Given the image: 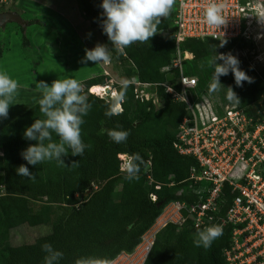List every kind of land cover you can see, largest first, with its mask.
<instances>
[{"label": "trees", "instance_id": "trees-1", "mask_svg": "<svg viewBox=\"0 0 264 264\" xmlns=\"http://www.w3.org/2000/svg\"><path fill=\"white\" fill-rule=\"evenodd\" d=\"M77 1L85 18L102 33L100 0ZM21 16L27 24L24 26L15 22V31L20 36L22 55L30 60L32 73H36L42 57L29 55V51L35 47L29 28L63 31L51 17L28 15L25 12ZM172 22L173 7L167 17L160 19L157 33L148 42L133 43L120 53L111 50L115 60L126 61L134 66L138 81L156 86V93L164 102L161 108H155L152 101L141 102L135 98V87L131 82L133 75L130 74L123 110L118 115L106 116L113 99L105 100L88 90L96 85H108L109 78L101 74L85 80L82 94L86 95L91 109L83 117L81 140L88 147L83 156L73 157L70 152L63 156L65 164L53 160L32 166L20 155L30 144H35V141L23 138L25 128L36 119L45 118L39 111L38 102L2 129L0 264H43L46 254L41 246L45 243L63 253L60 264H77V261L107 264L121 251H132L139 244L143 233L167 202L178 200L193 203L197 200L193 193L195 184L190 179L191 169L197 165V160L192 155L181 154L175 147L178 128L188 113L187 105L175 101L163 85L168 83L180 88L177 84L180 69L163 70L172 64L176 56L175 39L172 35H158L159 31L170 29ZM8 25L0 26L2 34ZM12 31L8 29L6 32L11 34ZM102 35L106 45L111 48L106 35ZM227 42L240 47H252L254 44L237 39ZM220 43L219 40L206 37L188 39L181 46L182 51L191 52L196 60L204 64V68H199V65L189 60L182 61L184 74L197 76L199 80L196 94L205 92L210 96L208 83L212 78L209 66L213 55L212 46ZM8 50L9 39L0 38V59ZM238 59L239 67L253 82H244L242 87H237L231 72L220 77V81L226 91V88L231 87L239 99V102L227 99L225 102L251 115L252 106L264 100V79L259 77L260 67L255 69L250 63L247 65L242 57ZM214 109L221 113L224 107L216 103ZM113 129L127 130L129 135L126 142L113 143L107 135ZM52 142H58L55 133L52 134ZM133 153L141 156L143 164L140 166L139 179L129 181L121 171L120 155ZM149 160L150 171L147 169ZM74 161L77 163L71 164ZM22 164L28 167L34 179L16 174V168ZM170 182L174 184L169 185ZM158 184H161L159 189L156 188ZM118 185H121L119 196L116 193ZM153 192L157 195L156 201L150 197ZM77 194L83 198L80 202ZM41 201L53 204L56 208L50 232L36 237L32 242L12 245L9 239L12 228L26 223L34 226L44 222L43 212L38 211ZM199 231L201 229L194 228L190 223L169 224L157 236L144 264H225L223 252L229 244L231 227H227L207 249L193 244ZM159 236H163V239Z\"/></svg>", "mask_w": 264, "mask_h": 264}, {"label": "built area", "instance_id": "built-area-1", "mask_svg": "<svg viewBox=\"0 0 264 264\" xmlns=\"http://www.w3.org/2000/svg\"><path fill=\"white\" fill-rule=\"evenodd\" d=\"M212 2L224 5L225 24L220 28L209 26L204 20V9ZM260 13H264V0H174L172 26L158 35H172L175 39L176 56L163 70L180 69L177 79L180 88L163 85L174 100L185 102L189 108L178 128L175 147L181 154L197 160L190 174L197 200L167 202L139 244L132 251H121L107 264H144L163 229L169 224L186 223L201 230L219 226L222 233L231 227L229 244L223 252L225 264H264V122H259L257 114L249 115L236 105H227L219 113L208 98L207 110H199L196 102L199 80L182 71L185 58L181 47L188 39L206 37L226 42L245 40L258 45L264 41ZM135 94L142 99L150 96L147 91ZM148 164L150 171V160ZM149 178L152 182L150 175ZM160 187L161 184L156 186ZM150 197L157 200L154 192Z\"/></svg>", "mask_w": 264, "mask_h": 264}, {"label": "clouds", "instance_id": "clouds-1", "mask_svg": "<svg viewBox=\"0 0 264 264\" xmlns=\"http://www.w3.org/2000/svg\"><path fill=\"white\" fill-rule=\"evenodd\" d=\"M174 5V0H100V27L102 34L106 35L111 48L106 44L97 43L92 49H85L82 62H93L95 65H108L112 61L111 50L120 53L133 43H145L157 33L160 19L167 17ZM224 5L212 2L204 9L205 23L212 27L220 28L225 24L222 14ZM258 19L264 22V13ZM226 41L222 39L219 47ZM213 55L209 66L212 69V78L208 87L211 95L221 87L220 77L227 76L229 72L234 77L237 87H242L244 82L252 83L253 79L243 71L239 59L233 54L217 53L212 46ZM129 82L122 79L119 90L112 93L113 103L106 116L118 115L121 104L124 102ZM18 82L9 77L6 72L0 71V118H7L10 105L18 92ZM35 89L41 93L38 100L39 111L45 117L36 119L23 132V138L35 141L20 155L28 165L37 166L45 161H56L65 164L62 157L71 153L73 157L83 156L88 147L81 140V125L83 117L91 109L86 95L82 94L81 84L74 78L53 80L49 85L41 80L35 84ZM226 99L230 102H239L238 97L231 87L226 88ZM55 133L58 142H52ZM109 139L116 144L126 142L129 132L127 130H109ZM77 161L71 164H76ZM143 160L138 153H133L124 159L121 171L125 179L132 181L139 179L140 166ZM16 174L28 179H34L28 167L20 165ZM222 234L219 226H209L196 233L193 244L196 247L209 248L214 239ZM41 250L46 254L43 264H60L63 253L55 250L50 244L45 243ZM77 264H90L88 261H77Z\"/></svg>", "mask_w": 264, "mask_h": 264}, {"label": "rangeland", "instance_id": "rangeland-1", "mask_svg": "<svg viewBox=\"0 0 264 264\" xmlns=\"http://www.w3.org/2000/svg\"><path fill=\"white\" fill-rule=\"evenodd\" d=\"M46 2H48V3L50 2L54 5L56 3L55 0H46ZM75 3H78V1L77 0H58V5H55V6L61 5L62 12L66 13L70 17L71 21L77 25V21L80 20L81 17H83L84 19H86V18L83 15L82 10L78 6L79 4H77V6H76ZM5 5H6V2L3 0H0V9L4 8ZM28 15H35V14H28ZM85 21H86V23H83L81 28H82V31L84 32V34H86L88 40L92 43V48L97 43L106 44L104 41V37H103L102 33L100 32V30L98 28L94 27L90 21H88V20H85ZM26 24H27V22L25 21L24 26ZM87 25L89 26V28L86 27ZM8 29L9 30H11V29L16 30L17 25L15 24V22H9L7 30ZM37 29H39V28H37ZM37 29H32L31 27L29 28V31L32 33V35H31L32 39H33V33ZM45 30H47L49 33L47 40H49V42L51 44H55L56 39H58V38L60 40H62L63 43L65 44V42H66L65 40H67V39H66V35L64 33L58 32L54 28H51V29L45 28ZM6 31H4L5 35L2 34L3 32L2 33L0 32V38L2 40L6 37L9 39V50H10V45H12L11 40H10V34H9L10 31L9 32H6ZM15 33L17 35L15 34L16 40L14 42V54L15 55L18 54L20 57V55L22 54V51H23L22 44H21V40L19 38L20 36H19L18 32H15ZM43 38H45V37H43ZM86 42L90 45V43L87 41V39H86ZM33 43H34L35 47H34V49L29 51V53H30L29 55L36 57V58L42 57V60H43V56H42L43 48H45L46 45L44 44L45 45L44 46L42 41H39V43H35L34 39H33ZM51 47H52L51 51H59V50H62L63 46H61V48L58 50L53 45ZM215 51L217 53H229L230 52L231 54H233L237 58L242 57V59L244 60L245 63H247V65H249V63H250L252 65V67L255 69H258L260 67L259 71L258 70L257 71L259 73V77L264 79V41H261V43L258 45L253 44L252 47H249V46L240 47V46H235L233 44H230V42L229 43L226 42L223 47H219V45L215 46ZM186 52L187 53H184V51H183V54H182V56L185 58L184 60H189V61H191V63H194L195 65H199V68H204V64L200 60H196L194 58V55L191 52H189V51H186ZM212 54H213V52H212ZM111 56H112V54H111ZM46 58H50V57L46 56ZM10 59L15 60L16 58H10ZM16 63H19V62L13 61L11 66H9V67L6 65V62H5V64L1 63V65H2L1 68L4 70L3 72H5V71L9 72L8 73L9 76H13V77L17 76L18 78H20V75H22L23 72L21 70H20V73H18L16 71L19 74V75H16L15 69L17 70L18 67L20 66V64H16ZM82 66H83V64L81 65L79 63H76L75 68L70 72V74L72 75L73 78L76 79L79 77V78H81V80L83 78L85 80H87L91 77H95V76H98L101 74L107 75V77L109 78L108 79L109 89H107L106 92L103 93L102 95L98 94L97 92L92 91L93 87H91L88 90V92H90V93L94 92L92 94H95L96 96H98L100 98H103L105 100H108L109 98L112 99V97H113L112 96V93H113L112 90L118 91L117 86H119L120 81L122 79H126V80H128V82H130L128 76L130 74H132L133 77L131 78V82L135 87L134 93L137 92L139 95H143L144 92L147 91L150 95L149 98H146V99H145V97H144V99H142L141 97L137 98L136 96H135V98L139 99L141 102L152 101L155 108H161L163 106V103H164L163 100H161L158 97L157 93H155L156 86L154 84L145 85V84L139 83L138 78L135 74L136 70H135L134 66L129 62H126V61L122 62L119 60H115L112 56L111 63L108 65H105L107 70L104 73L101 72L102 71L101 67L98 65H95L93 62H92V69H90L89 67L85 68L84 66L83 67ZM28 67L30 68V71L32 73L31 63H30V65H28ZM59 70L60 69H56L53 72L58 73ZM33 72H35V71H33ZM46 75H47V72H42V74H41L42 79L41 80L45 81L47 79ZM31 76H32L31 79L35 78L37 76V71H36V73H32ZM196 78H197V76H196ZM21 81H23V80H21ZM84 81L79 80V83L81 84L82 90L85 89ZM210 82H211V80L209 81L208 85L210 84ZM220 83L222 85H221L219 91L211 94L210 96L206 95L205 92H203V94H197L198 99L196 102L198 104L199 110H202V111L207 110L209 105L206 104V103H208V101L205 100L206 98L213 101L214 104L218 103L219 105H222L223 107H225L227 105H229V106L233 105V104H229V103L225 102L227 91L224 88V84L221 81H220ZM25 97L26 96L21 95V93L17 92V95L15 98L19 99V101L22 99L23 102L22 103L17 102L16 104L11 105L9 108L7 118H0V140H1V129L5 126L6 122H8L6 120H9V118H11L17 110H19L22 106H24L23 104L26 103V100H27V98H25ZM175 101H178V100H175ZM209 104H211V102H209ZM134 105H133V107H135ZM121 108L123 110V108H124L123 103L121 104ZM186 108H188V105ZM225 108H224V110H225ZM252 110H253L252 113L257 114L256 118H259V122H264V100H262L258 104H255L254 106H252ZM10 121H12V120H9V122ZM1 145L2 144L0 143V146ZM122 157H123L122 158V164H123L124 159H126L127 157L126 156H122ZM120 189H121V185H118L116 188V193L118 194V196L120 194ZM76 197H78L77 199L79 202L83 199L81 197V195H79V194H77ZM39 205H40V207H39L40 210H38V211L40 213L43 212L42 214L44 215V222L40 223L38 225H34V226L26 223V224L17 226L15 228H12L10 230V235H9V239H10V242L12 245H19V244H23V243L32 242L36 237L50 232L51 226H52V220H53V216L55 214L56 208H55V206H53V204H47L45 201L39 202ZM159 237H160V239H163V236H159Z\"/></svg>", "mask_w": 264, "mask_h": 264}, {"label": "crops", "instance_id": "crops-1", "mask_svg": "<svg viewBox=\"0 0 264 264\" xmlns=\"http://www.w3.org/2000/svg\"><path fill=\"white\" fill-rule=\"evenodd\" d=\"M55 5H58V0H55ZM6 5L4 8L0 9V12L2 11H16L19 14H22L23 12L28 14H35V15H43L47 17L53 18V21L55 24H57L60 29L63 31V33L66 35L65 44L62 40L59 38L56 39L55 44H51L48 39V31L45 30V28H39L33 33V39L35 43H39V41L43 42V45L45 48H43V60L41 64L38 66L37 69V76L35 78L31 79V71L28 65H30V60L25 58L22 54H14V42L16 37V31L13 30L10 34V40L12 45H10V50H8L4 56L0 59V71H4L1 68V63L5 64L9 67L11 66L13 61L19 62L16 64H20L18 69H15L16 75H19L20 70L23 72L22 75H20V78L17 76H9L10 78L16 80L18 82V92L21 93V95L26 96L27 98L26 103H24L19 110H17L9 120H14L19 115H21L23 112H25L27 109H29L31 106L36 104L38 100L41 98V93L35 89V84L39 81H41L42 72H47V79L45 80L46 83L49 85L53 80H62L64 78H73L70 72L75 68L76 63L83 64L85 68L89 67L92 69V62H82V57H84L85 49H92V43L88 40L86 34L82 31L81 26L83 23H86L83 17H81L80 20L77 21V25L74 24L70 17L63 13L60 6H55L52 3L46 2V0H6ZM30 2V3H29ZM76 6L78 3H75ZM79 6V5H78ZM58 7V8H57ZM86 27L89 28L87 25ZM16 34V35H15ZM45 37V38H43ZM90 43V45L86 42ZM48 44V45H47ZM54 46L58 49L62 47V50L59 51H51L52 47ZM46 56H49L50 58H46ZM10 58H16L15 60H11ZM81 62V63H80ZM82 66V67H83ZM101 67V72H106V66L105 65H98ZM56 69H60L58 73H54L53 71ZM18 73H17V72ZM7 74L9 72L5 71ZM21 72V73H22ZM75 79V78H74ZM23 80V81H21ZM76 80L79 82L84 81L83 78H76ZM16 97V96H15ZM24 98V99H25ZM17 102L22 103L23 100L14 98L13 103L16 104ZM11 106V105H10ZM10 108V107H9ZM9 112V109H8ZM9 120H6L5 126L9 124ZM4 126V127H5ZM3 127V128H4ZM2 128V129H3ZM1 129V131H2ZM0 143L2 144L1 140ZM2 153V146H0V154Z\"/></svg>", "mask_w": 264, "mask_h": 264}, {"label": "water", "instance_id": "water-1", "mask_svg": "<svg viewBox=\"0 0 264 264\" xmlns=\"http://www.w3.org/2000/svg\"><path fill=\"white\" fill-rule=\"evenodd\" d=\"M9 22H16L22 25L25 24L22 16L16 11H2L0 12V26L4 27ZM161 203H159L160 205Z\"/></svg>", "mask_w": 264, "mask_h": 264}, {"label": "bare ground", "instance_id": "bare-ground-1", "mask_svg": "<svg viewBox=\"0 0 264 264\" xmlns=\"http://www.w3.org/2000/svg\"><path fill=\"white\" fill-rule=\"evenodd\" d=\"M109 89L108 85H96L93 87L92 91L97 92L98 94L102 95L106 92V90ZM116 90H112L114 92Z\"/></svg>", "mask_w": 264, "mask_h": 264}]
</instances>
